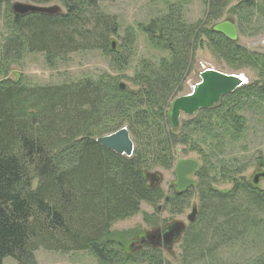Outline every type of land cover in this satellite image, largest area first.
<instances>
[{
    "label": "trees",
    "instance_id": "obj_1",
    "mask_svg": "<svg viewBox=\"0 0 264 264\" xmlns=\"http://www.w3.org/2000/svg\"><path fill=\"white\" fill-rule=\"evenodd\" d=\"M28 1L42 5L52 0ZM68 5L67 13L55 16H20L8 8L2 62L10 66L34 53L53 57L103 51L112 56L115 67H126L128 54L112 49L110 43L118 26L99 11L98 0H71ZM183 22L179 9L169 6L167 15L140 26L170 58L159 64L143 62L136 92L122 90L108 75L52 86L0 82V264L7 258L16 264H37L39 250L89 252L105 264L119 259L112 249V226L136 215L141 203L161 199L160 188L150 187L145 171L170 167L175 147L190 139L188 133H174L167 113L169 97L181 90V72L193 60L199 39L198 27ZM205 33L212 51L227 63L252 62L260 72L258 82L224 99L237 109L245 95L249 102L242 105L251 108L257 99L263 102L264 55L250 54L212 31ZM228 113L230 123L214 107L202 110L203 118L188 127L192 133L209 134L219 118L223 132L233 131L232 139L238 141L244 117L236 110ZM124 124L136 144L130 158L96 142ZM201 194L202 206L209 211L207 225L184 239L187 259H212L217 249L264 227V192L253 183L237 182L230 192L205 186ZM151 253V264H163L157 250ZM255 264H264V254Z\"/></svg>",
    "mask_w": 264,
    "mask_h": 264
},
{
    "label": "rangeland",
    "instance_id": "obj_2",
    "mask_svg": "<svg viewBox=\"0 0 264 264\" xmlns=\"http://www.w3.org/2000/svg\"><path fill=\"white\" fill-rule=\"evenodd\" d=\"M235 3L238 2H233V12L229 14V11L215 18L212 24L227 17L234 19L240 26L239 44L250 54L264 55V31L251 29L249 26L247 28V25L241 24L239 22L241 12L236 10ZM15 4L36 5L28 0H0V56L8 34L5 24L10 16L6 12ZM98 6L99 11L114 19L118 26V33L110 37V43L112 46L115 44L114 50L128 54L129 63L126 67L123 69L115 67L112 56L103 51H82L53 57L44 53L26 54L20 62L10 66L2 62L0 57V82L9 80L20 81L27 86H52L108 75L118 81L120 88L124 86L122 90L136 92L139 87L135 85L137 83L135 80L143 69V62L159 64L161 60L170 58L168 52L157 49L152 44L149 36L142 32L140 26H149L153 21L167 15L169 6L179 9L181 19L188 26H194L193 24L198 20L203 21L207 11L204 0H98ZM41 7H58L62 13L66 10L58 0ZM128 43H132L133 46L129 47ZM194 44L195 54L190 63L192 66L189 65L186 71L181 72L183 75L180 80L181 90L169 97L167 113L174 100L192 92L194 86L201 81L200 73L205 70L212 69L227 75L241 76L245 79L242 88L260 80V72L257 67L251 65L252 62L227 63L212 51L206 39L201 44L199 40ZM257 100L258 103H254L255 106L252 105L251 108L242 105L244 102H249V97L246 95L239 105L240 109H237L235 104L228 103L229 99L224 98L214 106L216 112L224 116L229 123L230 120L233 121L230 118L232 113H228L230 109L233 112L236 110L237 115L244 117V131L238 141H233V131L224 133V129L220 128L222 119H214L215 130L208 134L207 131L192 133L193 129L188 127L190 123L203 118V115L196 114L181 118L180 127L183 128V134L188 133L190 138L188 143L184 144L186 150L183 151V155L188 159L198 160L207 175L199 180L201 184L190 195L180 198L181 200L171 198L172 200L167 203V197L172 195L169 192L170 184L175 181L174 167L169 170L160 166L146 169L147 177L160 176L161 182L158 185L162 197L155 204L141 203L136 215L112 226L111 238L115 241L112 249L119 258L113 260V264H151L149 256L153 250H157L163 264H209L211 261L213 264H255V259L264 254V227L260 232L252 231L240 241H233L217 249L212 259L198 260L199 257H195L196 261L187 259L184 242L187 234L207 225L206 218L209 211L206 213L201 201V191L205 186L217 192H230L237 182L253 183L256 174L264 173V101ZM123 128H128V125L124 124L120 129ZM108 135L111 134L104 136ZM148 182L151 183L149 179ZM257 187L264 192V179L260 180ZM194 207L198 208L199 215L194 224H189L188 216ZM200 214H202L201 219ZM175 223L183 224L185 231L181 240L170 251L155 243L131 249L133 244L141 242L142 238L152 236L156 232L160 233L164 228ZM218 241L220 237L215 240ZM142 255L148 258L143 259ZM36 261L37 264H105L89 252L63 254L45 250L36 253ZM3 264L16 263L13 259L7 258Z\"/></svg>",
    "mask_w": 264,
    "mask_h": 264
},
{
    "label": "water",
    "instance_id": "obj_3",
    "mask_svg": "<svg viewBox=\"0 0 264 264\" xmlns=\"http://www.w3.org/2000/svg\"><path fill=\"white\" fill-rule=\"evenodd\" d=\"M13 11L16 15L26 16L29 14H43L55 16L60 14L58 7L45 8L32 4H15ZM214 32L223 34L231 41H237V29L233 23L225 22L216 25L213 28ZM115 48L113 44L112 49ZM245 79L241 76L227 75L218 71L208 70L201 74V81L194 87L192 93L187 96L180 97L171 103L169 110V118L174 129H177L180 124L182 115L192 116L198 111L207 110L216 106L222 98L233 94L244 84ZM124 89V86H121ZM96 142L102 147L114 152L117 155L130 158L134 153V143L130 133L126 128L104 137H100ZM200 164L194 159H179L175 169L174 183L177 193L184 194L189 189L196 187L197 183L193 179L194 174L199 170ZM153 186L161 182L160 176H149ZM260 179H264V173L256 174L253 179V184L258 185ZM198 209L194 207L191 214L188 216L189 224H194L197 220ZM185 231L183 224L175 223L164 228L159 235H153L155 240L153 244L162 245L168 251L177 244ZM148 241L133 244L132 248L142 246Z\"/></svg>",
    "mask_w": 264,
    "mask_h": 264
},
{
    "label": "flooded vegetation",
    "instance_id": "obj_4",
    "mask_svg": "<svg viewBox=\"0 0 264 264\" xmlns=\"http://www.w3.org/2000/svg\"><path fill=\"white\" fill-rule=\"evenodd\" d=\"M55 0H52L50 3L48 4H52ZM236 1L238 3H235L236 4V10H238V12L240 13V18H239V22L243 25H247V28L249 26V28L251 29H258V30H263L264 31V0H204V5L206 6L207 8V11H206V15H205V19L202 21V20H198L197 23H194L193 27H198L197 28V31H196V37H199V43L201 44V42H203L205 39L207 41V35L205 33L206 30L208 31H213V28L218 25V24H221V23H225V22H230V23H233L237 29V35H238V39L237 41H231L229 39H227L223 34H220V33H217V32H214V33H217L219 34L220 36H222L223 38H225L228 42L232 43L233 46L235 47H241L243 49V47L239 44L238 40H239V33H240V26H239V23L237 21H235L234 19L232 18H225L224 20H219L218 22H215L212 24V22L215 20V18H218L220 16H222L223 14H225L226 12H229V14L231 13V11L233 12L234 9L232 7V4L233 2ZM58 2L61 3L62 6H64L66 8L65 12L62 13L60 11V14H65L68 12V8H69V3L71 2V0H58ZM43 5H47V4H42V5H38L37 6H43ZM229 6L231 8H229ZM229 9V10H228ZM12 11H13V8H12ZM59 14V15H60ZM50 16V15H49ZM184 21V20H183ZM185 22V21H184ZM182 23V24H186L188 25L187 23ZM211 22V23H210ZM207 23H209V27H207ZM262 23V24H260ZM210 24H212L210 26ZM185 25V26H186ZM192 26V25H191ZM254 54H258V53H254ZM209 70V69H208ZM208 70H205V71H208ZM212 70V69H210ZM203 71V72H205ZM216 71V70H214ZM202 72V73H203ZM200 73V79H201V74ZM200 83V82H199ZM198 83V84H199ZM197 85V84H196ZM195 85V86H196ZM194 86V87H195ZM242 88V87H240ZM239 88V89H240ZM194 90V88H193ZM192 90V92H193ZM191 92V93H192ZM213 108V107H212ZM208 110V109H207ZM202 111V110H201ZM201 111H198L196 114H199ZM169 114V113H168ZM194 114V115H196ZM192 115V116H194ZM183 116H186V115H182L181 118ZM188 117H191V116H188ZM170 123H171V120H170ZM181 126V119H180V124H179V127L177 129H174L173 126H172V123H171V128L172 130L174 131V133L177 135V136H181L183 135V128L180 127ZM128 131L129 129L126 128ZM117 132V131H116ZM115 133V132H114ZM129 133H131L129 131ZM113 134V133H111ZM131 136V134H130ZM131 139L133 140V143H134V147H136V144H135V140L132 138L131 136ZM186 150V146L184 145H178L174 151V154H173V158L171 160V163H170V167H167L165 169L169 170V169H173L174 167V177H175V169H176V165H177V162L179 161V159H188L186 157H184V153L183 151ZM112 152V151H111ZM134 152H135V148H134ZM134 154V153H133ZM133 156V155H132ZM131 156V157H132ZM125 157V156H123ZM195 160V159H194ZM198 161V160H196ZM199 162V161H198ZM200 164V168L199 170L194 174L193 176V179L196 181L197 183V186L196 187H193L191 189H189L186 193L184 194H178L177 193V189L174 185L175 181H176V178H175V181L172 182L170 184V187H169V192L172 193L171 197H167L166 199V202L168 203L170 200L172 199H176V200H181L185 197H187L188 195H190V193L194 190L197 189L198 185L201 184L199 182V180L202 178V174H203V169L201 167V163L199 162ZM261 173V172H260ZM147 179L150 180L149 177H147ZM261 180V179H260ZM152 180H150L151 182ZM150 187L151 188H158L159 185H155L153 186V183L151 182L150 184ZM257 186V185H256ZM172 198V199H171ZM181 198V199H180ZM198 209V208H197ZM198 215H199V212L197 214V218H198ZM161 233V232H160ZM159 232H156L154 235H159L160 234ZM152 236H147L145 238H142V240H144L145 242L148 241V243H144L142 246H138V247H144V246H147L148 244H151L153 243L155 240L152 238ZM141 241V240H140ZM131 249H133L131 247Z\"/></svg>",
    "mask_w": 264,
    "mask_h": 264
}]
</instances>
